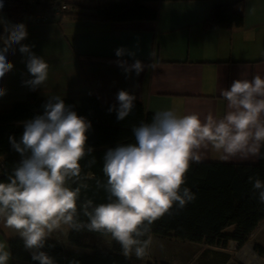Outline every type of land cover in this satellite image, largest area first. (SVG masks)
<instances>
[{
	"label": "clouds",
	"instance_id": "clouds-1",
	"mask_svg": "<svg viewBox=\"0 0 264 264\" xmlns=\"http://www.w3.org/2000/svg\"><path fill=\"white\" fill-rule=\"evenodd\" d=\"M0 25V81L14 68L9 53L18 50L26 56L31 76L24 83L32 90L43 86L49 65L32 52V46L21 43L28 36L26 25L3 18ZM115 54L135 57L124 47ZM116 63L127 75L134 71L139 76L146 67L138 59L132 64L124 59ZM5 94L0 85V96ZM221 96L227 102L222 116L208 113L202 119L198 113L156 111L151 122L132 128L134 142L108 149L102 166L105 181L96 179V188L106 194V202L99 204L86 196L81 199L82 191L90 187L87 180L95 179L81 165L93 152L86 135L91 122L60 96H51L43 114L24 123L18 141L9 137L21 160L7 182H0V222L17 233L39 264H55L42 249L49 238L67 236L71 230L99 233L119 244L125 258H145L152 244V225L174 207L182 210L195 201L196 194L184 185L191 164L203 161L202 150L211 149L224 161L264 160V77L234 80ZM116 99L118 107L113 105L108 111H115L122 121L132 113L136 96L120 90ZM94 162L95 158L90 163ZM248 179L264 204V181ZM11 258L7 243L0 242V264H9Z\"/></svg>",
	"mask_w": 264,
	"mask_h": 264
},
{
	"label": "crops",
	"instance_id": "crops-1",
	"mask_svg": "<svg viewBox=\"0 0 264 264\" xmlns=\"http://www.w3.org/2000/svg\"><path fill=\"white\" fill-rule=\"evenodd\" d=\"M68 1L92 14V8L124 0ZM222 4H235L242 10L243 26L204 30L203 22ZM157 10L155 22L119 24L67 18L59 26H26L28 36L21 43L32 46V52L48 63V80L36 90L27 86L24 82L31 79L27 58L12 51L9 60L14 68L5 78L6 94L0 102L22 100L30 94L47 101L51 96L77 100L92 94L101 105L118 107L117 94L125 90L153 114L173 109L178 115L198 113L203 119L208 113H225L227 102L221 92L234 80L264 77V0L161 2ZM18 20L15 24L22 23ZM120 47L135 57H117ZM119 59L128 64L138 59L146 67L139 76L134 71L127 75L117 65ZM152 63L154 68L148 67ZM202 151L203 162H258L224 161L211 149Z\"/></svg>",
	"mask_w": 264,
	"mask_h": 264
},
{
	"label": "trees",
	"instance_id": "trees-1",
	"mask_svg": "<svg viewBox=\"0 0 264 264\" xmlns=\"http://www.w3.org/2000/svg\"><path fill=\"white\" fill-rule=\"evenodd\" d=\"M201 0H124L110 5L92 8V14L65 0H3L0 16L23 21L29 25L59 26L64 19H90L108 23L155 22L158 3L196 2ZM241 1V0H240ZM204 30H231L243 26V12L235 4H222L215 7L203 22ZM0 32L3 27L0 25ZM8 74V73H7ZM0 81L3 86L5 78ZM72 106L77 115L91 122L86 133L87 145L93 149L90 156L81 161L83 172L91 173L95 179L87 180L89 189L82 191L81 199L86 196L96 204L106 202L103 189L96 188V179L105 181L103 176V156L110 148L134 142L132 128L142 122L149 123L153 113L146 111L139 102H134L132 113L124 120H117L115 111L103 106L92 95H82L77 100L63 99ZM42 100L30 94L22 100L0 102V182H7V176L16 167L21 156L11 146L9 137L18 141L24 131V123L44 112ZM95 158L94 163H90ZM264 181V160L255 164H231L216 162L192 163L186 174V184L196 194L194 202L182 210L173 208L152 225L150 235L161 239L203 244L208 248L226 249L230 242L237 248L243 247L254 231L264 222V204L253 193L249 177ZM86 220V217L81 216ZM102 236L87 230L68 233V243L90 251L66 248L58 241L47 240L45 251L53 257L55 264H139L135 259L125 258L119 247L97 248L84 245V234ZM7 245L12 253L13 264H39L33 261L20 238H10ZM17 262V263H16Z\"/></svg>",
	"mask_w": 264,
	"mask_h": 264
},
{
	"label": "rangeland",
	"instance_id": "rangeland-1",
	"mask_svg": "<svg viewBox=\"0 0 264 264\" xmlns=\"http://www.w3.org/2000/svg\"><path fill=\"white\" fill-rule=\"evenodd\" d=\"M81 2H83V4H88L86 0H81ZM0 18L13 24L16 23V20L3 16H0ZM25 21L26 19L24 18L22 23H25ZM84 235V245L107 249L113 247L120 248L119 244L115 241H111L110 238L91 236L86 233ZM10 238L20 237L13 229L5 227L4 224L0 222V242L7 243V240ZM50 239L65 244L64 246L69 249L90 251V249L86 247L77 248L71 246L67 241L68 234L67 236H53ZM132 258L139 264H264V222L252 233L249 241L241 248H237L236 244L233 242H230L226 249H215L208 248L203 244L179 242L152 236L149 254L143 259H137L135 256ZM9 264H13L12 260L9 261Z\"/></svg>",
	"mask_w": 264,
	"mask_h": 264
},
{
	"label": "built area",
	"instance_id": "built-area-1",
	"mask_svg": "<svg viewBox=\"0 0 264 264\" xmlns=\"http://www.w3.org/2000/svg\"><path fill=\"white\" fill-rule=\"evenodd\" d=\"M28 253H30L28 250H26Z\"/></svg>",
	"mask_w": 264,
	"mask_h": 264
}]
</instances>
